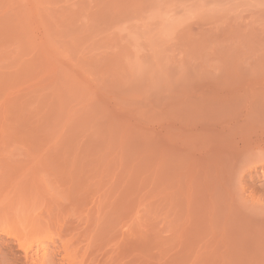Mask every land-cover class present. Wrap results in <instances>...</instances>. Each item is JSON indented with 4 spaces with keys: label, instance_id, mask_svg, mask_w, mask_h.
<instances>
[{
    "label": "rangeland",
    "instance_id": "rangeland-1",
    "mask_svg": "<svg viewBox=\"0 0 264 264\" xmlns=\"http://www.w3.org/2000/svg\"><path fill=\"white\" fill-rule=\"evenodd\" d=\"M0 264H264V0H0Z\"/></svg>",
    "mask_w": 264,
    "mask_h": 264
}]
</instances>
